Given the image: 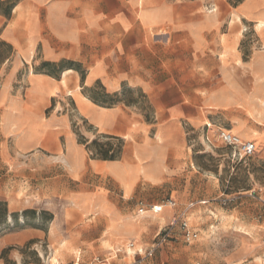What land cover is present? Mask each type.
I'll return each instance as SVG.
<instances>
[{
  "label": "rangeland",
  "instance_id": "rangeland-1",
  "mask_svg": "<svg viewBox=\"0 0 264 264\" xmlns=\"http://www.w3.org/2000/svg\"><path fill=\"white\" fill-rule=\"evenodd\" d=\"M0 36V264H264V0H0Z\"/></svg>",
  "mask_w": 264,
  "mask_h": 264
},
{
  "label": "built area",
  "instance_id": "built-area-1",
  "mask_svg": "<svg viewBox=\"0 0 264 264\" xmlns=\"http://www.w3.org/2000/svg\"><path fill=\"white\" fill-rule=\"evenodd\" d=\"M219 139L227 145L232 152L233 157H237L239 159H244L247 157L252 156L255 153V145L250 141H239L237 137L232 134L228 130H221L219 132ZM250 196L256 195V192L254 190L250 191ZM193 204H189L186 209L190 208ZM175 206V202L172 199H168L165 203H159L154 204L146 207L143 204H139V206L136 209L137 215H144L148 212L157 214L163 211L164 208L169 207L173 208ZM178 219H175L173 221L172 225H174L176 222L179 221L180 217H177ZM181 226L183 229V237L185 241H190L191 239L195 238L197 235L193 231H189L186 228L185 221H181Z\"/></svg>",
  "mask_w": 264,
  "mask_h": 264
},
{
  "label": "crops",
  "instance_id": "crops-1",
  "mask_svg": "<svg viewBox=\"0 0 264 264\" xmlns=\"http://www.w3.org/2000/svg\"><path fill=\"white\" fill-rule=\"evenodd\" d=\"M15 9V8H14ZM14 11V10H13ZM0 40H2V41H5L6 43H8V44H10V46L12 47V50H11V52L9 53V55H8V57L4 60V62H2L1 63V65H0V73H1V71H2V68L11 60V59H15V57H16V55H18L19 54V49L17 48V46H16V44H15V42L14 41H12V40H10L9 38H6V37H3V36H0ZM20 47V46H19ZM60 50V49H59ZM70 56V53H64L63 51H58V53H56V55L54 56V57H51V58H45V62H50V63H52V62H56V61H58V60H60V58H63V57H69ZM22 65L26 68H28V70H30V71H32V72H30V74H33V66H35V63H34V58L32 57H30V62H27V61H25L24 63H22ZM64 73H65V75H64ZM75 73V76H76V78L74 77V82H76V80H77V82H79V79H78V74L76 73V72H74ZM66 74H67V71L65 72V70L64 71H62L61 73H60V75H59V79H57V80H54L55 82H57V83H62V79L64 78H66ZM34 75V77H36V76H40V77H45V78H47V79H52V78H50V76H48L47 74H33ZM66 82V81H65ZM80 83V82H79ZM83 99H84V101H85V103L83 104V115L84 116H89V117H93L94 119H97L99 116H101V113H100V109L101 108H99V107H97L95 104H93V103H91L90 102V100H88L87 98H85V97H83ZM102 110H104V109H102ZM100 131L101 132H104V133H106V134H114V133H117V131L114 129V128H112L111 126H102L101 127V129H100ZM95 226H97V225H95ZM97 228V227H96ZM101 233H103L102 232V230H101ZM79 261V258L78 259H76V262H78Z\"/></svg>",
  "mask_w": 264,
  "mask_h": 264
},
{
  "label": "trees",
  "instance_id": "trees-1",
  "mask_svg": "<svg viewBox=\"0 0 264 264\" xmlns=\"http://www.w3.org/2000/svg\"><path fill=\"white\" fill-rule=\"evenodd\" d=\"M1 47H3V49H0V65L8 57L9 53L12 50V47L10 46V44H8V43H6L5 41H2V40H0V48ZM42 64L44 66H49L51 63L44 61V62H42ZM57 77H59V75ZM90 100H92V102H94L95 104H98L99 103V101L96 98L90 97ZM2 211L3 210L0 209V212H2Z\"/></svg>",
  "mask_w": 264,
  "mask_h": 264
},
{
  "label": "bare ground",
  "instance_id": "bare-ground-1",
  "mask_svg": "<svg viewBox=\"0 0 264 264\" xmlns=\"http://www.w3.org/2000/svg\"><path fill=\"white\" fill-rule=\"evenodd\" d=\"M233 134V133H232ZM237 137V136H236ZM237 139L239 140V141H243V140H241L239 137H237ZM129 251L130 252H133L131 249H129Z\"/></svg>",
  "mask_w": 264,
  "mask_h": 264
}]
</instances>
